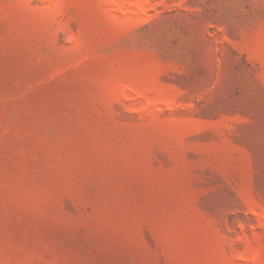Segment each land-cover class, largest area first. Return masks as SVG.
Listing matches in <instances>:
<instances>
[{"label":"rangeland","instance_id":"374dc122","mask_svg":"<svg viewBox=\"0 0 264 264\" xmlns=\"http://www.w3.org/2000/svg\"><path fill=\"white\" fill-rule=\"evenodd\" d=\"M0 264H264V0H0Z\"/></svg>","mask_w":264,"mask_h":264}]
</instances>
